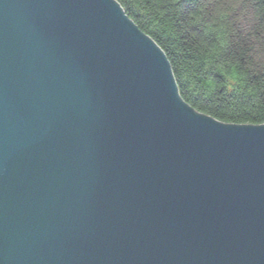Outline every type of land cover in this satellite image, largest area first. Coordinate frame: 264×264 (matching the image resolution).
I'll return each mask as SVG.
<instances>
[{
    "label": "water",
    "instance_id": "water-1",
    "mask_svg": "<svg viewBox=\"0 0 264 264\" xmlns=\"http://www.w3.org/2000/svg\"><path fill=\"white\" fill-rule=\"evenodd\" d=\"M0 264H264V123L187 103L117 0H0Z\"/></svg>",
    "mask_w": 264,
    "mask_h": 264
},
{
    "label": "trees",
    "instance_id": "trees-1",
    "mask_svg": "<svg viewBox=\"0 0 264 264\" xmlns=\"http://www.w3.org/2000/svg\"><path fill=\"white\" fill-rule=\"evenodd\" d=\"M169 59L183 99L218 120L264 123V0H117Z\"/></svg>",
    "mask_w": 264,
    "mask_h": 264
}]
</instances>
